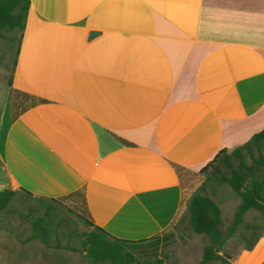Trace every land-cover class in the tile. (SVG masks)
I'll use <instances>...</instances> for the list:
<instances>
[{
  "label": "crops",
  "instance_id": "1",
  "mask_svg": "<svg viewBox=\"0 0 264 264\" xmlns=\"http://www.w3.org/2000/svg\"><path fill=\"white\" fill-rule=\"evenodd\" d=\"M263 128L264 0H29L0 76V191L81 193L95 226L149 242L187 177ZM230 264H264V236Z\"/></svg>",
  "mask_w": 264,
  "mask_h": 264
},
{
  "label": "trees",
  "instance_id": "2",
  "mask_svg": "<svg viewBox=\"0 0 264 264\" xmlns=\"http://www.w3.org/2000/svg\"><path fill=\"white\" fill-rule=\"evenodd\" d=\"M29 0H0V39L5 41L9 49H13L11 61L12 72L18 53V46L25 26ZM1 63V62H0ZM257 155L254 156L252 150ZM251 158L249 165L245 162L246 154ZM264 128L254 133L245 143L232 150L221 149L213 158L204 165L199 174L204 181L188 198L186 213L191 231L196 235H205L209 244L203 248L197 264H209L219 261L221 264H230V257L222 253L225 243L234 236L243 222V215L248 210H255L264 214ZM224 168L227 174L222 171ZM212 181L217 185H227L239 198V204L233 214L232 221L225 232L219 228L221 211L217 204L206 194L205 182ZM24 192V191H22ZM27 193V192H24ZM16 190L2 189L0 191V212L8 209ZM29 194V193H27ZM67 198V197H66ZM78 201L81 210L87 217L78 214L82 223L88 228L82 232H75L78 246L66 243L62 245L55 233V241L50 246L52 249H63L78 252L92 264H133L136 261L133 253L128 250V245L139 244L144 241H126L114 238L105 231L95 226L87 215L84 197L81 193H74L69 197ZM53 200V199H50ZM55 207L45 205L43 215L36 217L31 222V234L27 241L38 240L41 244L49 246L50 223L57 218ZM251 233L256 227L244 225ZM71 234L69 233V238ZM259 237L249 240L243 249H251ZM159 240L158 237L150 239Z\"/></svg>",
  "mask_w": 264,
  "mask_h": 264
},
{
  "label": "rangeland",
  "instance_id": "3",
  "mask_svg": "<svg viewBox=\"0 0 264 264\" xmlns=\"http://www.w3.org/2000/svg\"><path fill=\"white\" fill-rule=\"evenodd\" d=\"M12 57L13 49H9L5 41L0 39V76L3 78L8 77L10 73ZM243 153L246 154V151L243 150ZM252 153L254 156L257 155L255 149ZM245 162L247 165L251 163V158L247 154ZM222 171L227 174L224 168ZM203 181L202 175L198 177L196 173L190 174L186 181L191 191L189 194L196 191ZM204 194L220 208L219 228L225 232L238 207L239 198L227 185H217L212 181L205 182ZM45 205H51L57 210V218L53 219L49 226V246L41 244L38 240H26L31 234L32 220L43 215ZM77 213L87 217L81 210V206L71 198L50 200L16 191L8 209L0 212V264H92L78 252L50 247L55 241V233L62 245L69 243L78 246V238L73 236L74 233L88 228L82 223ZM245 224L254 225L256 229L251 233L244 228ZM255 236H264V214L248 210L243 215L242 225L234 236L227 240L222 253L231 258ZM208 244L207 236L196 235L191 231L187 213L184 212L159 240L128 245V250L136 258L133 264H197L203 248ZM209 264L221 263L213 261Z\"/></svg>",
  "mask_w": 264,
  "mask_h": 264
},
{
  "label": "water",
  "instance_id": "4",
  "mask_svg": "<svg viewBox=\"0 0 264 264\" xmlns=\"http://www.w3.org/2000/svg\"><path fill=\"white\" fill-rule=\"evenodd\" d=\"M97 33L96 32H90L89 33V38H92L93 36H95Z\"/></svg>",
  "mask_w": 264,
  "mask_h": 264
}]
</instances>
